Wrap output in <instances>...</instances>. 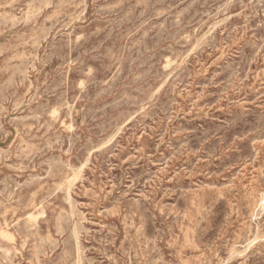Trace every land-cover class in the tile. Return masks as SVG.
I'll use <instances>...</instances> for the list:
<instances>
[{"label": "rangeland", "instance_id": "1", "mask_svg": "<svg viewBox=\"0 0 264 264\" xmlns=\"http://www.w3.org/2000/svg\"><path fill=\"white\" fill-rule=\"evenodd\" d=\"M52 263L264 264V0H0V264Z\"/></svg>", "mask_w": 264, "mask_h": 264}, {"label": "bare ground", "instance_id": "2", "mask_svg": "<svg viewBox=\"0 0 264 264\" xmlns=\"http://www.w3.org/2000/svg\"><path fill=\"white\" fill-rule=\"evenodd\" d=\"M84 2H85V1H84ZM85 3H86V2H85ZM80 4H81V2H80ZM83 4H84V3H83ZM77 6H79V5H77ZM189 6H190V5H189ZM85 7H86V6H85ZM185 8H186V7H185ZM83 13H84V12H83ZM83 13H82V14H83ZM77 15H78V14H77ZM213 27H214V26H212V28H213ZM213 29H214V28H213ZM210 32H211V31H210ZM161 33H163V32H161ZM208 33H209V32H208ZM211 33H212V32H211ZM206 34H207V33H206ZM209 34H210V33H209ZM168 35H169V34H168ZM169 36H170V35H169ZM205 36H207V35H205ZM172 37H174V36H172ZM202 37H203V36H202ZM202 37L200 36L201 39H202ZM157 38H158V37H157ZM211 39H212V38H211ZM158 41H159V40H158ZM199 41H201V40H199ZM165 59H166V58H165ZM166 60H167V59H166ZM174 63H175V62H174ZM164 65H165V64H164ZM154 66H155V65H154ZM163 67H164V66H163ZM163 69L165 70V68H163ZM167 69H168V68H167ZM149 71H150V70H149ZM117 73H119V72H117ZM118 75H119V74H118ZM169 79H170V78H169ZM166 80H167V79H166ZM166 80H165V81H166ZM86 83H87V82H86ZM166 83H167V82H166ZM164 84H165V83H164ZM152 96H153V94H152ZM150 98H151V96H150ZM151 100H152V99H151ZM141 102H142V101H141ZM142 103H143V102H142ZM142 103H140V104H142ZM144 103H145V102H144ZM144 103H143V104H144ZM53 109H54V108H53ZM55 109H56V108H55ZM144 110H145V109H144ZM51 112H52V111H51ZM54 112H55V111H54ZM53 114H54V113H53ZM57 115H58V114H57ZM70 115H72V114L70 113ZM52 116H53V115H52ZM55 117H56V116H55ZM111 135H112V134H111ZM103 144H104V143H103ZM103 144H102V145H103ZM103 146H105V144H104ZM90 154H91V152H90ZM90 154H89V155H90ZM89 162H90V159H89ZM56 163H57V162H56ZM54 164H55V163H54ZM84 165H85V164H84ZM84 165H83V166H84ZM86 165H87V163H86ZM80 167H81V166H80ZM69 169H70V167H69ZM81 169H83V167H82ZM78 171H79V170H78ZM81 171H82V170H81ZM71 177H72V176H71ZM73 177H75V175H74ZM78 177H79V176H78ZM33 180H34V179H33ZM33 180H32V181H33ZM61 191H62V190H61ZM67 191H68V190H67ZM67 191H66V192H67ZM56 192H57V191H56ZM70 196H71V195H69V197H70ZM69 202H71V201H69ZM69 202H68V203H69ZM75 207H76V206H75ZM17 208H18V207H17ZM14 212H15V211H14ZM70 213H72V212H70ZM130 213H131V211H130ZM131 214H132V213H131ZM131 214H130V215H131ZM41 215H43V214H41ZM71 216H72V215H71ZM25 217H26V216H25ZM34 217H37V216H34ZM34 217H32V218H34ZM32 220H33V219H32ZM35 220H37V219H35ZM83 221H84V220H83ZM13 223H14V222H13ZM30 224H31V223H30ZM35 224H36V223H35ZM34 226H35V225H34ZM74 227H75V226H74ZM86 228H87V227H86ZM74 230H75V228H74ZM85 231H86V229H85ZM27 232H28V231H27ZM73 232H74V231H73ZM74 233H76V232H74ZM74 233H73V234H74ZM79 233H80V232H79ZM63 234H64V233H63ZM4 236H5V235H4ZM4 236H3V237H4ZM70 237H71V236H70ZM70 237H69V238H70ZM67 238H68V237H67ZM75 238H76V237H75ZM190 238H191V237H190ZM2 239H4V238H2ZM6 239H7V236H6ZM72 239H73V238H72ZM4 240H5V239H4ZM41 241L43 242V240H41ZM41 241H40V242H41ZM67 242H68V241H67ZM248 242H249V241H248ZM54 243H56V242L54 241ZM69 244H70V242H69ZM77 245H78V244H77ZM39 246H40V245H39ZM82 246H83V245H82ZM71 249H72V248H71ZM40 251H41V249H40ZM10 252H11V251H10ZM37 252H38V251H37ZM8 253H9V252H8ZM41 254H42V251H41ZM71 257H72V256H71ZM8 258H9V257H8ZM29 258H30V257H28V259H29ZM78 262H79V261H78ZM78 262H77V263H78ZM77 263H76V264H77ZM52 264H53V263H52Z\"/></svg>", "mask_w": 264, "mask_h": 264}]
</instances>
